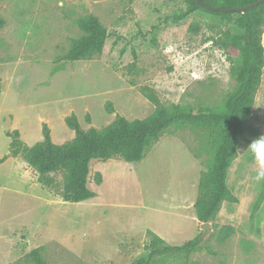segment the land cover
<instances>
[{
    "label": "rangeland",
    "instance_id": "374dc122",
    "mask_svg": "<svg viewBox=\"0 0 264 264\" xmlns=\"http://www.w3.org/2000/svg\"><path fill=\"white\" fill-rule=\"evenodd\" d=\"M185 7L186 0H0V159L14 131L27 146L42 141L44 126L54 144L72 140L71 115L83 130L116 116L144 119L155 109L145 94L168 109H221L236 88V58L217 44L230 25L202 11L173 22ZM89 15L107 30L102 53L63 60L82 35L77 21ZM260 81L227 171L237 201L221 204L208 235L194 204L214 150L204 130L171 127L140 163L91 161L95 197L80 203L63 202L20 158L0 164V264H33L34 250L46 264H130L147 256L153 235L171 246L202 235L198 251L154 264H264V175L248 148L264 135V67ZM54 178L61 185V175ZM224 226L232 233L218 243Z\"/></svg>",
    "mask_w": 264,
    "mask_h": 264
},
{
    "label": "trees",
    "instance_id": "16d2710c",
    "mask_svg": "<svg viewBox=\"0 0 264 264\" xmlns=\"http://www.w3.org/2000/svg\"><path fill=\"white\" fill-rule=\"evenodd\" d=\"M216 8H244L259 0H201ZM202 11L218 17L228 26L218 38L217 44L226 54L235 56L234 75L236 88L228 95L221 109L193 111L182 107L165 108L154 95L145 97L155 106L151 115L144 119L129 121L121 116L100 130H83L75 115L65 119V124L74 132V138L61 145L51 140L49 129H42V141L27 146L20 140L19 132L7 136L11 139L9 153L0 159V164L8 158H20L38 174V182L53 190L63 202L80 203L95 197L88 187L89 165L91 161L106 162L111 159L126 163H140L151 146L171 127L193 126L207 133V142L214 150L213 160L200 177L198 197L194 204L195 218L199 224L211 222L223 202L236 203V198L227 186V171L236 153L244 132L245 123L251 116L255 95L261 84L264 67V2L240 13H220L209 11L194 0H186V7L172 17L173 22L185 20L194 12ZM4 20L0 17V28ZM77 25L82 35L71 41L63 60L76 62L90 60L100 55L108 37L107 30L97 17L89 15L80 18ZM232 59V58H231ZM52 174V175H50ZM60 174L61 185L54 176ZM95 184L102 183L100 173L95 175ZM264 195V191L262 193ZM255 204L257 208L263 198ZM232 233L230 226L222 227L217 235L218 243H223ZM202 235L180 245H167L153 235L147 256L130 264H154L157 257L182 254L188 257L200 249ZM30 256L33 264H46L37 250Z\"/></svg>",
    "mask_w": 264,
    "mask_h": 264
},
{
    "label": "water",
    "instance_id": "95a60500",
    "mask_svg": "<svg viewBox=\"0 0 264 264\" xmlns=\"http://www.w3.org/2000/svg\"><path fill=\"white\" fill-rule=\"evenodd\" d=\"M197 4L201 5L202 7L208 9L209 11H214V12H220V13H240L243 14V12L248 11L252 8H254L257 5H260L264 2V0H259L256 3H253L247 7L244 8H233V9H226V8H216V7H212L209 6L205 3H203L201 0H194ZM200 230H202L204 232L205 235H208L211 232L210 229V223L206 222V223H201L199 225Z\"/></svg>",
    "mask_w": 264,
    "mask_h": 264
},
{
    "label": "clouds",
    "instance_id": "9594fccd",
    "mask_svg": "<svg viewBox=\"0 0 264 264\" xmlns=\"http://www.w3.org/2000/svg\"><path fill=\"white\" fill-rule=\"evenodd\" d=\"M248 148L252 152L256 164L261 169V175H264V135L253 139Z\"/></svg>",
    "mask_w": 264,
    "mask_h": 264
},
{
    "label": "crops",
    "instance_id": "0c3cea01",
    "mask_svg": "<svg viewBox=\"0 0 264 264\" xmlns=\"http://www.w3.org/2000/svg\"><path fill=\"white\" fill-rule=\"evenodd\" d=\"M9 159H11L13 162L15 161V159H13V158H9ZM101 174V173H100ZM102 176V183H103V181H104V176L103 175H101ZM102 183L100 184V185H102ZM99 185V186H100Z\"/></svg>",
    "mask_w": 264,
    "mask_h": 264
}]
</instances>
